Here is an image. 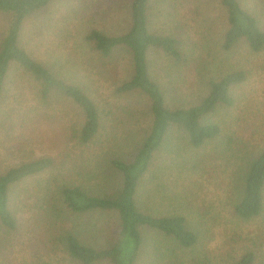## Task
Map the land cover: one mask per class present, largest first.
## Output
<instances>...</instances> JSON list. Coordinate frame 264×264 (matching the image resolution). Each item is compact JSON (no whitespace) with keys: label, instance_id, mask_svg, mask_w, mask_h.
<instances>
[{"label":"rangeland","instance_id":"rangeland-1","mask_svg":"<svg viewBox=\"0 0 264 264\" xmlns=\"http://www.w3.org/2000/svg\"><path fill=\"white\" fill-rule=\"evenodd\" d=\"M180 1L184 14L197 10L190 20L181 18L190 24L193 39L187 38L186 47L194 57L189 58L190 65L182 73L158 68V61H153V78L160 79L168 93L191 95L201 83L220 77L223 71L247 72L246 83L232 90L235 105L216 110L210 122L218 123L225 136L237 138L242 156L252 160L264 151V53L254 55L241 44L231 54H224L219 38L226 27V14L219 1ZM239 1L264 29V0ZM156 2L150 28L165 34L172 25L167 26L159 15L164 4ZM129 24L128 0H57L26 24L21 45L55 72L84 84L103 108L112 97L116 79L107 80L102 75L104 62L82 38L92 28L120 34ZM8 26V19L0 16V41ZM198 55L210 56L208 65L199 70L191 62ZM121 57L119 80L132 72L130 59ZM36 102L34 83L23 77L20 69L14 70L0 105V171L41 157L50 156L56 162L48 172L13 188L11 208L19 228L12 234L0 228V264H72L58 242L64 231L53 227L49 232L47 196L58 195L63 184H79L101 193L121 180L108 166L111 155L106 157V151L112 149L99 141L82 146L67 138L69 128L78 125V111L55 104L39 103L36 107ZM200 153L189 147L182 133L174 132L158 153L147 187L154 212L186 217L199 235L198 243L184 249L172 239L146 230L139 264H235L249 251L255 254L256 264H264V212L250 221L234 214L241 192L238 168L242 164L197 159ZM235 155L238 157L239 152ZM193 164H200L201 170L193 172ZM73 221L87 246L104 247L118 235V216L112 212L85 214Z\"/></svg>","mask_w":264,"mask_h":264},{"label":"trees","instance_id":"trees-1","mask_svg":"<svg viewBox=\"0 0 264 264\" xmlns=\"http://www.w3.org/2000/svg\"><path fill=\"white\" fill-rule=\"evenodd\" d=\"M56 1L0 0V16L9 21L0 41V105L11 73L20 69L23 77L35 85L36 107L39 103L55 104L79 112L78 125L71 126L67 134L70 141L82 146L99 141L112 149L106 151V157L111 155L108 166L121 180L111 190L94 193L79 184H63L58 195H48L45 200L51 220L49 232L53 227L64 231L58 242L72 264H139L146 230L160 233L184 249L198 243L199 235L186 217L156 214L150 206L151 191L147 187L158 153L177 131L185 136L190 148L201 151L197 159L242 164L238 168L241 192L234 214L243 221L260 217L264 212V151L252 160L244 158L237 138L225 136L218 123L210 122L216 110L235 105L232 90L246 83L248 73L241 69L223 71L220 77L201 83L191 95L168 93L160 79L153 78L156 60L158 68L179 69L181 73L187 68L189 58L194 57L187 50V38L193 37L190 24L182 19L190 20L197 10L184 14L180 0H128L130 24L126 31L109 34L98 28L88 30L82 38L84 44L104 62L102 75L107 80L116 79L112 97L102 108L83 88L84 84L55 72L21 45L26 24ZM218 1L226 14V27L219 38L224 54H231L241 44L254 55L264 53V29L258 19L239 0ZM155 2L164 4L159 15L167 26L172 25L165 34L150 28ZM121 56L130 59L132 72L119 80L116 77L122 70ZM209 58L198 55L191 62L199 70L208 65ZM204 150L207 153H202ZM55 162L50 156L41 157L0 171V228L11 234L18 231V218L11 208L13 188L48 172ZM200 166L193 164L191 169L199 172ZM96 212L115 213L119 220L118 235L100 248L83 244L73 221ZM235 264H256V256L249 251Z\"/></svg>","mask_w":264,"mask_h":264}]
</instances>
